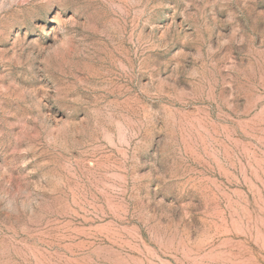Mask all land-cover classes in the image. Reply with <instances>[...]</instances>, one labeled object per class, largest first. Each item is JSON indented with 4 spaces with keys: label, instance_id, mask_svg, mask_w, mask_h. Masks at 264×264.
I'll return each instance as SVG.
<instances>
[{
    "label": "rangeland",
    "instance_id": "rangeland-1",
    "mask_svg": "<svg viewBox=\"0 0 264 264\" xmlns=\"http://www.w3.org/2000/svg\"><path fill=\"white\" fill-rule=\"evenodd\" d=\"M0 264H264V0H0Z\"/></svg>",
    "mask_w": 264,
    "mask_h": 264
}]
</instances>
